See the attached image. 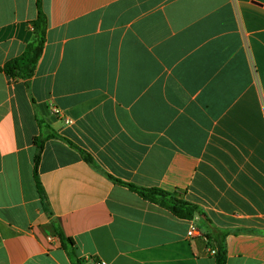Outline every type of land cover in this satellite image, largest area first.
Wrapping results in <instances>:
<instances>
[{
    "label": "crops",
    "instance_id": "crops-1",
    "mask_svg": "<svg viewBox=\"0 0 264 264\" xmlns=\"http://www.w3.org/2000/svg\"><path fill=\"white\" fill-rule=\"evenodd\" d=\"M37 4L33 76L0 72V264H215L198 218L112 179L177 192L228 231L226 264H264V0H0V68Z\"/></svg>",
    "mask_w": 264,
    "mask_h": 264
},
{
    "label": "trees",
    "instance_id": "trees-1",
    "mask_svg": "<svg viewBox=\"0 0 264 264\" xmlns=\"http://www.w3.org/2000/svg\"><path fill=\"white\" fill-rule=\"evenodd\" d=\"M37 7L38 14L36 19L32 22V38L30 42L26 45L20 56L7 61L0 68V72L4 73L12 80H29L33 76L38 61L42 55L46 39L47 23L46 16L41 11L39 4H37ZM38 126L40 134L33 139V145L35 147L33 180L40 200L46 202V196L39 180L38 167L45 141L57 137V134L51 131L50 128L40 119H38ZM79 151L82 159L86 163L92 165V158L87 153H84L81 150ZM109 178L111 179V177ZM112 180L127 186L143 200L169 211L178 219L190 221L198 218L199 230L202 232V236L205 237L207 246L214 251L213 258L215 264H226L227 255L225 239L228 235V231L214 226L199 206L186 201L177 192H166L158 188H141L115 179ZM56 236L60 240L62 246H64L65 243L73 245L72 240L66 238L60 231H57Z\"/></svg>",
    "mask_w": 264,
    "mask_h": 264
},
{
    "label": "built area",
    "instance_id": "built-area-1",
    "mask_svg": "<svg viewBox=\"0 0 264 264\" xmlns=\"http://www.w3.org/2000/svg\"><path fill=\"white\" fill-rule=\"evenodd\" d=\"M52 112L55 115H60L59 110L57 108H55V107H52ZM187 236L190 237V238H193V237H197V236H201V235L198 233V229L196 228V226L192 225L190 227V229L188 230V232H187ZM209 254L213 256L214 255V251L210 250ZM94 264H105V263L103 261H97Z\"/></svg>",
    "mask_w": 264,
    "mask_h": 264
}]
</instances>
